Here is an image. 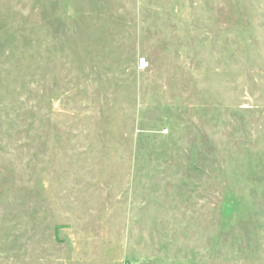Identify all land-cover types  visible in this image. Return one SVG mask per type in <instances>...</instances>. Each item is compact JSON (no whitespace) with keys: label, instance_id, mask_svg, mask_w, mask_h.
<instances>
[{"label":"rangeland","instance_id":"374dc122","mask_svg":"<svg viewBox=\"0 0 264 264\" xmlns=\"http://www.w3.org/2000/svg\"><path fill=\"white\" fill-rule=\"evenodd\" d=\"M0 264H264V0H0Z\"/></svg>","mask_w":264,"mask_h":264},{"label":"built area","instance_id":"2783aa9c","mask_svg":"<svg viewBox=\"0 0 264 264\" xmlns=\"http://www.w3.org/2000/svg\"><path fill=\"white\" fill-rule=\"evenodd\" d=\"M144 64H145L144 61H142V62H141V66H143Z\"/></svg>","mask_w":264,"mask_h":264}]
</instances>
